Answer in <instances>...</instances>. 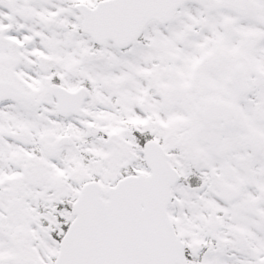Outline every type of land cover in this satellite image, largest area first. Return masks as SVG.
<instances>
[{
    "label": "snow or ice",
    "instance_id": "6c2138e0",
    "mask_svg": "<svg viewBox=\"0 0 264 264\" xmlns=\"http://www.w3.org/2000/svg\"><path fill=\"white\" fill-rule=\"evenodd\" d=\"M0 264H264V0H0Z\"/></svg>",
    "mask_w": 264,
    "mask_h": 264
}]
</instances>
